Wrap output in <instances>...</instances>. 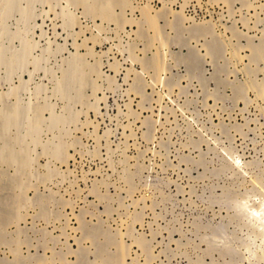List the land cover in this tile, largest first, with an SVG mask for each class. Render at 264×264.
I'll list each match as a JSON object with an SVG mask.
<instances>
[{
  "label": "rangeland",
  "instance_id": "1",
  "mask_svg": "<svg viewBox=\"0 0 264 264\" xmlns=\"http://www.w3.org/2000/svg\"><path fill=\"white\" fill-rule=\"evenodd\" d=\"M0 264H264V0H0Z\"/></svg>",
  "mask_w": 264,
  "mask_h": 264
},
{
  "label": "bare ground",
  "instance_id": "2",
  "mask_svg": "<svg viewBox=\"0 0 264 264\" xmlns=\"http://www.w3.org/2000/svg\"><path fill=\"white\" fill-rule=\"evenodd\" d=\"M108 3H109V2H108ZM105 6H106V5H105ZM110 19H111V18H110ZM74 68H75V67H74ZM72 69H73V68H72ZM70 74H71V73H70ZM69 77H70V76H69ZM75 77H76V76H75ZM79 78H80V77H79ZM69 80H70V79H69ZM81 81H82V80H81ZM14 155H15V154H14ZM14 155H13V156H14Z\"/></svg>",
  "mask_w": 264,
  "mask_h": 264
}]
</instances>
